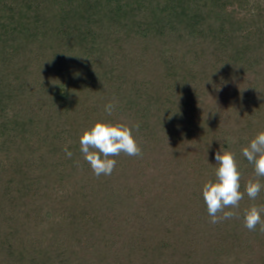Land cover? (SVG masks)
Here are the masks:
<instances>
[{"label":"trees","instance_id":"trees-1","mask_svg":"<svg viewBox=\"0 0 264 264\" xmlns=\"http://www.w3.org/2000/svg\"><path fill=\"white\" fill-rule=\"evenodd\" d=\"M97 121L138 124L142 155L97 177L79 143ZM261 131L264 0H0V264H264L244 227L264 189L217 224L202 197L221 148L241 192L264 184L242 155Z\"/></svg>","mask_w":264,"mask_h":264},{"label":"clouds","instance_id":"clouds-1","mask_svg":"<svg viewBox=\"0 0 264 264\" xmlns=\"http://www.w3.org/2000/svg\"><path fill=\"white\" fill-rule=\"evenodd\" d=\"M113 110L114 104L105 105L108 115H111ZM133 128L138 130L139 125L97 121L83 131L79 141L80 151L97 177L112 174L117 165V160L112 157H117L121 153L128 156L142 155V149L133 135ZM64 151L66 156L71 158L72 153L68 151L67 146ZM242 155L253 165L255 177H264V131L259 132L246 147L242 148ZM215 160L216 180L215 182L209 180L202 187V197L212 224L237 217L236 211L225 209H238L245 193L249 199L255 200L264 189V184L259 179H249L245 191L241 192V172L232 151L221 148L216 152ZM262 213L264 205H252L245 209L244 227L249 231H256L259 225V231L264 233Z\"/></svg>","mask_w":264,"mask_h":264},{"label":"rangeland","instance_id":"rangeland-1","mask_svg":"<svg viewBox=\"0 0 264 264\" xmlns=\"http://www.w3.org/2000/svg\"><path fill=\"white\" fill-rule=\"evenodd\" d=\"M113 29H117V28L113 27ZM135 38H136L135 35H129L128 33L118 28L117 34L114 33L112 35L108 46L110 48H113V50L119 54L118 58L121 59V57H124V55L128 52V49L130 48L129 45L132 42L136 41ZM49 53L50 52H48L47 55H49ZM118 64H121V60H119ZM114 65L116 66L115 62H114ZM133 70L135 71V67L133 68ZM91 96L96 97V95H94L93 93L91 94ZM114 106H117V103H115ZM135 131L136 130H134L133 132L135 134H138V131L136 132ZM160 135H158L157 137H160ZM15 168L16 167H14L12 161L9 160V158H5V154H3L2 156L0 155V188L3 187V185L5 186L8 183L9 175L12 174V171L14 172ZM58 185L59 184H57L56 182L54 185L55 188L58 187ZM20 210H21V213L25 215V208L22 205L20 206ZM8 211L9 212H6V216L11 217L12 215L11 211L10 210ZM19 219H21L22 222L24 221V217H19ZM0 221L3 223V226H5V224L7 225V223L4 224L3 219H0Z\"/></svg>","mask_w":264,"mask_h":264}]
</instances>
